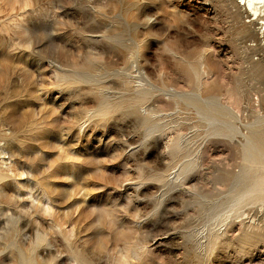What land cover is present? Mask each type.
<instances>
[{"label": "rangeland", "instance_id": "rangeland-1", "mask_svg": "<svg viewBox=\"0 0 264 264\" xmlns=\"http://www.w3.org/2000/svg\"><path fill=\"white\" fill-rule=\"evenodd\" d=\"M238 1L0 0V264H264Z\"/></svg>", "mask_w": 264, "mask_h": 264}, {"label": "bare ground", "instance_id": "bare-ground-1", "mask_svg": "<svg viewBox=\"0 0 264 264\" xmlns=\"http://www.w3.org/2000/svg\"><path fill=\"white\" fill-rule=\"evenodd\" d=\"M238 3L244 6L246 12L251 13V16H255L256 19L260 21V23H257L258 25L260 24L264 26V0H240ZM250 26H255V23H251ZM193 102L195 103L196 101L193 100ZM197 105L201 106L200 103ZM207 111L210 114H213L216 110H214L213 107H210ZM247 141L249 143L247 149L249 161L254 166L259 165V169L253 170L252 185L249 188L248 193H264V130L252 133L247 138ZM78 260L79 264H87L82 257H78ZM19 264H35V261L33 258L21 256Z\"/></svg>", "mask_w": 264, "mask_h": 264}]
</instances>
